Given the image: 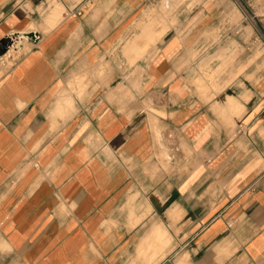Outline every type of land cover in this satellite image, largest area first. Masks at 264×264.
I'll use <instances>...</instances> for the list:
<instances>
[{
    "label": "crops",
    "instance_id": "crops-1",
    "mask_svg": "<svg viewBox=\"0 0 264 264\" xmlns=\"http://www.w3.org/2000/svg\"><path fill=\"white\" fill-rule=\"evenodd\" d=\"M218 2L180 6L132 63L158 0H0V40L31 33L11 66L18 50L0 55V236L22 264H264V51L215 82L220 46L252 54ZM153 128L177 145L166 167Z\"/></svg>",
    "mask_w": 264,
    "mask_h": 264
},
{
    "label": "rangeland",
    "instance_id": "rangeland-1",
    "mask_svg": "<svg viewBox=\"0 0 264 264\" xmlns=\"http://www.w3.org/2000/svg\"><path fill=\"white\" fill-rule=\"evenodd\" d=\"M158 1L160 3V5L158 7L159 11L157 8H152L149 10V12L147 14L149 21L146 23L145 27H143V29H142L143 30L142 35L144 33H146L147 35L152 33L151 37H154V40L150 43V46L152 44H154L158 39H160L161 36L165 33V31L169 28V26L174 23V20L176 18V14H177V10L179 9L180 6L187 4L191 8L194 4H196L200 0H171L172 6L170 8H167L166 10H164V6L162 7V4H164L165 0H158ZM224 1L225 0H219V2H218L219 5L223 4L222 5L223 9H220L221 12L223 11V14H222L223 24L228 23L229 25L234 26V25H240L241 20L244 21L243 25L246 26V28H247L246 36H247L248 41L251 42L250 47H252V49H251L250 53L252 52V54H251L250 60L247 64H241V60L239 58L241 57L242 49L239 48L238 46H236V44H234L235 47L233 50H230L227 46H220L217 49V51L215 52V55H214V57H215L214 59L218 60L217 68L221 64L222 58L218 57V56L221 55L222 52L225 51L227 53L228 59H229L228 66L225 69H223L222 71H220L219 73H216L215 74L216 76H214L215 82H217L218 84L224 85L223 89L226 86H228L239 74L243 73L249 64L255 62L257 60V58L259 56H261V54L264 51L263 49L260 48L262 46V43L260 41H258L259 39L257 40V38H256L257 35L263 34L264 32H263V30H261V27L259 26V23L257 21V17L255 16L256 13L258 14V13L262 12V8H263L262 1L261 0H228V3L231 4V7H232L231 9L226 8V4ZM240 8H242L243 11H241ZM162 14H164L163 15L164 19L167 18L168 16H170L171 20H169L170 23L168 26L163 25L160 28V30L157 31L153 25L156 24L155 19H161ZM31 27H34V26H31ZM227 28H228V26L224 25L223 27H221V26L218 27L216 30L212 29L211 32H209L207 30L206 33L202 34V36H205L207 39L212 37L216 42H219L221 40L220 35L222 34L223 31L227 30ZM234 31H235V34H237L236 28ZM160 32H162V34H159ZM208 32H209V34H211V33H213V34H211L210 36H207ZM238 34H240V33H238ZM142 35H139L133 41H138L140 39L139 37ZM254 40H257V42H254ZM133 41L129 42V43L132 44ZM28 46L29 45L24 44V47L19 52L13 53L11 56H7L6 57L7 58V60H6L7 65L11 66L14 62L13 59H16L21 52L25 51L28 48ZM196 55H197V53H195V56ZM8 57H11V58L9 59ZM203 61H206L208 63L207 69L205 71H207V72L211 71V66L213 65V64L212 65L210 64L211 59L208 58V59H205ZM237 62L239 65L237 64ZM4 64H5V60H4V63H3V61L0 62V76L5 72V65ZM236 64H237V66H235L233 68V66ZM216 69H214V70H216ZM230 72L235 73L233 75V77H230ZM226 74H227V77H225ZM220 77H225V78L223 79V81L220 82V81H218ZM192 82L195 83L194 79H192ZM202 94L204 96H206L203 92H202ZM235 99L239 103L237 98H235ZM240 108H241V106H240ZM239 112H241V111L239 110ZM239 117H240V115H239ZM153 124L156 126L155 121H153ZM235 129L237 131H243V129H245V128L242 125V123H239L238 126L236 125ZM153 130L155 133L156 142L159 146V155H158L159 163L165 165V167H166L168 165V162H171L173 159L172 154L174 155L175 159H176V157H178V152L176 150L177 145L172 138L166 139V142L164 144L162 139H161V133L159 132L158 128L157 129L153 128ZM178 147L187 150L186 152L189 153V150L187 149V146L185 145L184 142H181L180 144H178ZM187 156H189V154H187ZM178 218H179V216H175L174 219H178ZM8 247L9 246L5 243L4 240L1 239V236H0V264H22L21 260L17 256V254L12 252ZM159 252L161 253L162 250ZM159 252H157V253H159ZM156 254H155V257L158 255V254L157 255Z\"/></svg>",
    "mask_w": 264,
    "mask_h": 264
},
{
    "label": "bare ground",
    "instance_id": "bare-ground-1",
    "mask_svg": "<svg viewBox=\"0 0 264 264\" xmlns=\"http://www.w3.org/2000/svg\"><path fill=\"white\" fill-rule=\"evenodd\" d=\"M165 3H171V0H166L165 1ZM56 19V18H55ZM54 23H56V22H54ZM26 31H23V32H21L20 34H18V42L16 43L15 41H14V39L12 38V37H10V38H12L13 39V43H12V47L10 48V50H9V52H11V50H18V49H20L21 47H22V44H23V42L24 41H29V38L31 37V33L29 34V33H25ZM30 32V31H29ZM34 32V31H33ZM35 35V34H34ZM142 35V34H141ZM15 37V36H14ZM36 37V36H35ZM148 37V35L146 34V33H144L141 37H140V39H141V41L140 42H137V43H129L128 44V46H129V48H127V52H128V54L127 55H129V57H130V61L133 63V62H135L138 58H137V53L135 52V49L136 48H141V47H143L145 50H148V47H149V43L146 41V38ZM37 39V38H36ZM20 41V42H19ZM137 45V46H136ZM132 50V51H131ZM20 50H18L17 52H19ZM8 52V53H9ZM7 53V54H8ZM13 53H15V52H13ZM3 56V55H2ZM4 56H5V54H4ZM226 54H224L223 56H222V59H221V64H220V66L216 69V70H212V72H213V75L214 76H216L215 74L216 73H219L220 71H222L223 69H225L226 68V63L229 61V59H227L226 57ZM1 57V56H0ZM128 57V58H129ZM228 60V61H227ZM110 67V66H109ZM206 69H207V67H206ZM223 73V72H222ZM209 72H207V71H205V69H203V72L201 73V80H203V82H205L206 84L207 83H209V82H211V79L209 78ZM135 83V82H134ZM214 88H216V87H214ZM162 145V144H161ZM153 234H154V238H153V236L151 237V238H153L154 240H153V243H154V248H157L158 250H154L155 252H154V256L152 255L151 257L153 258V257H155V254L157 253V252H159V251H161L162 250V248L164 247V246H166L168 243H170L171 242V236L168 234V232H167V230H165V229H163V227H162V225L160 224V225H156L155 226V229H154V231H153ZM148 243H149V241H147ZM143 244L142 245H145V243L144 242H142ZM147 244V243H146ZM143 247V246H142ZM147 247H149V246H147ZM143 249H145L144 247H143ZM148 249V248H147ZM152 249V248H151ZM153 250H151L150 252H151V254L153 253L152 251ZM145 252V254H146V252H148V251H146V249L144 250ZM140 253H142L143 254V251L142 252H140ZM160 253V252H159ZM159 253H157V254H159ZM156 254V255H157ZM142 256H144V255H142ZM147 257L149 258V254H147ZM146 257V258H147ZM147 258V259H148ZM150 259V258H149ZM146 260V259H145ZM149 261V260H148Z\"/></svg>",
    "mask_w": 264,
    "mask_h": 264
},
{
    "label": "water",
    "instance_id": "water-1",
    "mask_svg": "<svg viewBox=\"0 0 264 264\" xmlns=\"http://www.w3.org/2000/svg\"><path fill=\"white\" fill-rule=\"evenodd\" d=\"M13 39L10 37L3 38L0 40V55L5 54L9 47L12 46Z\"/></svg>",
    "mask_w": 264,
    "mask_h": 264
}]
</instances>
